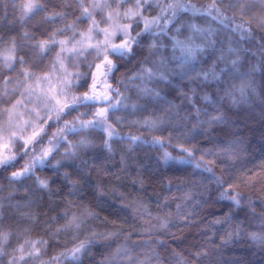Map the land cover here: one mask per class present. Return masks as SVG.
<instances>
[{
    "label": "clouds",
    "instance_id": "9594fccd",
    "mask_svg": "<svg viewBox=\"0 0 264 264\" xmlns=\"http://www.w3.org/2000/svg\"><path fill=\"white\" fill-rule=\"evenodd\" d=\"M0 264H264V0H0Z\"/></svg>",
    "mask_w": 264,
    "mask_h": 264
}]
</instances>
